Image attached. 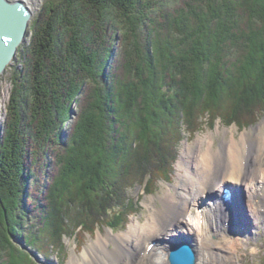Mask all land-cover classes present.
<instances>
[{"label": "trees", "instance_id": "16d2710c", "mask_svg": "<svg viewBox=\"0 0 264 264\" xmlns=\"http://www.w3.org/2000/svg\"><path fill=\"white\" fill-rule=\"evenodd\" d=\"M30 29L0 139V263H33L9 240L47 156L55 167L26 236L46 256L100 218L113 231L126 224L136 208L125 185L152 193L154 176L169 178L179 123L194 130L199 117H218L240 128L264 109V0L49 1Z\"/></svg>", "mask_w": 264, "mask_h": 264}, {"label": "bare ground", "instance_id": "6f19581e", "mask_svg": "<svg viewBox=\"0 0 264 264\" xmlns=\"http://www.w3.org/2000/svg\"><path fill=\"white\" fill-rule=\"evenodd\" d=\"M35 1L25 0L30 8L34 7ZM256 129L255 137L260 142L264 140V124H260ZM66 133L65 131L63 134ZM259 142L255 144L254 140H249L244 132L240 139L231 137L227 144H220L214 149L213 144L204 146V140L198 138L195 145H188L180 154L177 165L185 174H180L177 182L159 195L161 207L150 211L148 219L144 222L135 219L129 224L127 231L113 233L108 229L105 235L100 234L93 239L81 256L71 257L67 264H170L168 253L183 236L187 237V242L192 247L195 264H206L211 254L204 248L214 245H203L201 248L198 245L202 240L214 244L216 238L212 240L206 236L208 225L221 221L226 228L224 230H227L229 225L236 226L240 232L248 231L250 225L255 228L260 218L261 222L264 220V204L257 202L264 200V150L255 149ZM195 154L198 156L197 162L194 161ZM253 159L254 167L251 165ZM229 181L233 183H228ZM225 184H230L235 191L234 203H240L237 209L223 200L212 205L210 203V195ZM240 187L245 188L247 192ZM202 195H205V201L196 205L197 197ZM192 204L196 214L191 216L190 212L188 218H195L193 233L191 230L194 227L191 228L190 222L186 220L189 206ZM244 225L247 226L243 228ZM214 231L222 233L218 227ZM233 233L226 236L225 240L233 238L236 232ZM239 234L237 240L241 232ZM152 235L154 237L149 238ZM157 239L158 243L147 252L148 244ZM225 240L215 244L228 249L229 242ZM215 261L217 264L222 263L219 256H215ZM224 264L229 262L224 261Z\"/></svg>", "mask_w": 264, "mask_h": 264}, {"label": "rangeland", "instance_id": "374dc122", "mask_svg": "<svg viewBox=\"0 0 264 264\" xmlns=\"http://www.w3.org/2000/svg\"><path fill=\"white\" fill-rule=\"evenodd\" d=\"M35 1V0H33ZM53 1L56 2L58 0H37L34 2V7L30 8L32 12V16L28 26V34L26 35L25 40L21 43L17 50V54L15 58L12 60L11 64L7 66L6 70L0 75V139L3 136V124L4 119L6 116V105L9 100V94L12 87L11 82V72L12 69L22 67V64L25 60L24 56V48L27 47L30 43V36H31V29L30 25L32 24L33 19L37 17L39 12L42 11L43 6L46 2ZM118 36V35H117ZM117 44V43H116ZM118 53L117 46L115 45L112 50V55L107 61L106 68L104 72L107 71L108 68L112 70L113 64L117 63L118 60ZM113 71V70H112ZM86 87V86H85ZM82 101L79 102L78 98H74L72 104L70 106V118L67 123H65L59 134V140L61 142H66L71 133V124L76 120L80 112V105ZM74 110V111H73ZM253 118V120H250ZM249 123L246 126L238 127L236 124L225 125L224 122L221 121L220 118L217 117L215 120H208L206 118L199 117L197 119L195 129H189L185 124L179 123V139L174 140V146H170L171 150L175 152L176 159L173 161L172 170L170 174H168V179H157L155 176L153 177V183L150 184V188L153 189L152 193H145L143 189V185H138L135 180L132 183L127 182L126 186V193L128 196L132 197L135 202V211L130 214L127 218V223L124 225H120L117 227L115 231L111 230L107 227L104 223L103 218H100L97 223L94 224L93 230L91 231H82L76 230L73 234L69 236H62L61 242H63V252L61 253L58 248H54L50 246L49 254L46 256L44 252L40 251L36 248L34 244H28L26 242V236L28 235L29 230L36 231L37 225L39 222V213L40 209H38V204L43 203L44 195L47 194V185L48 182H51V175L53 173L55 164L52 157L47 156L44 159L43 164L40 163L41 166L37 167L32 172V176L28 178V182L25 186V193L26 196L23 197L24 205L20 206L19 212L21 214L22 222L18 225L19 229L13 233V237L10 236V240L17 248L23 249L26 252H30L33 263L31 264H67V261L75 256H81V253L84 251L85 247L95 238H97L100 234L105 235L110 229L113 233H119L128 230V226L130 223L134 222L135 219H138L141 222H144L148 219V215L150 211H153L156 207H161L162 203L159 199V195L163 193L165 189H168L170 185H173L177 182L180 174H185L181 169L178 168L177 162L179 160L180 154L182 151L186 150L188 145L193 146L196 143L198 138L204 140V146L209 144H213V148L216 149L220 146V144H227L231 137L236 139H240L242 134L245 132L248 139L254 140V143L257 144L259 139L255 137L257 132V127L259 125L264 124V109L254 112L253 114L249 115L246 119ZM249 120V121H248ZM212 124V126H210ZM66 134H63L64 132ZM255 131V132H254ZM264 134V131H263ZM250 146V145H249ZM249 148V147H248ZM255 149L264 150V140H260L258 146H255ZM251 154V153H250ZM168 160V159H167ZM194 161H198V156L195 154ZM251 165L254 167L255 161L253 159ZM252 169V168H249ZM36 173V174H35ZM228 183H233L229 181ZM223 185V184H222ZM221 186V185H220ZM244 191L247 192L245 188L240 187ZM217 190V191H216ZM215 193L211 194L210 198L213 201V198L216 197L220 193V187L216 189ZM247 195V194H246ZM205 195L197 197L196 205L205 201ZM263 199V197H262ZM259 204H264L263 201L257 200ZM33 206L35 210H31ZM190 209L187 212L186 220L188 221L191 228V231L195 230V218H188L191 212V216L196 214L195 206H189ZM29 209V210H28ZM188 209V208H187ZM248 212L247 210H245ZM262 219L260 218L259 222L257 221V226L253 228L250 225L248 231H237L236 226L227 225L228 229L224 230V223L221 221L214 222L211 225H208V230L206 232V236L208 239H215L214 244H208L205 241H201L198 245L201 248L203 245H214V247L207 246L205 247V251L211 254L206 260V264H217L215 261V256H219L222 260L221 264H224V261L229 262V264H264V220L261 222ZM221 222V223H220ZM263 224V225H262ZM254 225V224H253ZM193 226V227H192ZM247 225H244L245 228ZM221 228L222 233H217L214 231L215 229ZM18 228V227H17ZM253 228V229H252ZM236 232L234 237L230 238L229 240H225L226 236H230L231 233ZM234 234V233H233ZM186 235V233H183ZM154 237V235L150 236L149 238ZM149 240V239H147ZM229 242L228 249L220 247L215 244V242ZM41 242L45 243L46 239H41ZM60 242V241H59ZM237 243V245H236ZM25 246L24 247H22ZM213 254V255H212ZM227 256H229V260H227ZM3 258V256H1ZM4 259V258H3ZM3 264V263H0Z\"/></svg>", "mask_w": 264, "mask_h": 264}, {"label": "water", "instance_id": "95a60500", "mask_svg": "<svg viewBox=\"0 0 264 264\" xmlns=\"http://www.w3.org/2000/svg\"><path fill=\"white\" fill-rule=\"evenodd\" d=\"M31 16V9L25 0H0V37L5 34L10 37L7 43L0 38V75L11 64L25 40ZM168 259L170 264H195L192 247L185 241L173 245Z\"/></svg>", "mask_w": 264, "mask_h": 264}, {"label": "snow or ice", "instance_id": "6c2138e0", "mask_svg": "<svg viewBox=\"0 0 264 264\" xmlns=\"http://www.w3.org/2000/svg\"><path fill=\"white\" fill-rule=\"evenodd\" d=\"M4 40L5 43L8 42V40L10 39V37L7 36V34H5L3 37H0Z\"/></svg>", "mask_w": 264, "mask_h": 264}]
</instances>
